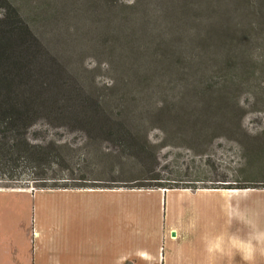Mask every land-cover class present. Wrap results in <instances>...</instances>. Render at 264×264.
<instances>
[{
	"label": "rangeland",
	"instance_id": "1",
	"mask_svg": "<svg viewBox=\"0 0 264 264\" xmlns=\"http://www.w3.org/2000/svg\"><path fill=\"white\" fill-rule=\"evenodd\" d=\"M53 11L51 21L39 18L42 13H29L34 15L28 22L38 43L18 33L4 37L3 41L13 49L7 54H2L4 45L0 43V86L7 88L0 95V103L7 101L32 110L29 118H23L30 122L25 136L50 156V163L34 162V157L29 156L21 158L17 166L10 162L18 181L0 182V264H35V232L41 220L38 221L34 199L24 190L36 191L43 185L45 189L53 185L94 188L102 186L103 180L130 186L134 179L144 185L157 181L165 191L227 190L224 187L229 185L264 190V43L256 46V61L250 64L254 91L247 90L248 82L242 83L245 92L240 94V102L245 114L241 127H232L230 132L218 130V135L209 140L199 124L189 127L188 123L195 119L181 120L184 125L171 120L165 130L157 123L154 127L143 123L145 127L130 137L132 142L123 141L116 133H105L109 125L115 130L118 123H125V118L118 113L107 117L101 109L112 82L120 87V78L108 68L110 58L105 54L104 39L97 38L101 32L97 26L77 30L72 21L64 24L61 18L65 16L54 8ZM9 14V8L0 0L2 26ZM45 178L43 183L41 179ZM184 196L196 199L199 195ZM220 197V228L229 230L240 226L236 218L229 219V214H244L241 202L260 196L223 192ZM168 209L167 206L163 227L173 228L178 237L193 234L201 227L192 216L184 220L171 218ZM250 213V229H264L258 208ZM167 217L170 220L166 221ZM52 229L51 223L45 227ZM183 241L184 238L177 243Z\"/></svg>",
	"mask_w": 264,
	"mask_h": 264
},
{
	"label": "trees",
	"instance_id": "2",
	"mask_svg": "<svg viewBox=\"0 0 264 264\" xmlns=\"http://www.w3.org/2000/svg\"><path fill=\"white\" fill-rule=\"evenodd\" d=\"M2 1L10 10L6 25L0 22L2 54L13 51L4 37L20 34L38 43L28 19L42 13L39 18L51 21L53 8L65 16L61 18L64 24L72 21L77 30L97 26L101 32L97 38L103 37L105 54L110 58L108 68L120 78V87L112 82L102 102L105 114L99 111L107 117L118 113L125 118L115 130L109 125L107 135L116 133L123 141L132 142V135L147 124L154 127L157 123L165 130L171 120L184 125L181 120L195 119L189 127L199 124L200 131L212 140L218 130L230 132L232 127H241L245 114L240 102L245 87L242 83L248 82L247 90L254 91L250 64H255L256 46L264 43V0ZM80 33L83 36L84 32ZM4 92L7 88L3 84L0 95ZM6 102L0 103V182L13 183L18 179L10 170V162L17 166L28 156L34 157V162H49L50 156L25 136L30 122L23 118L32 110ZM101 182L102 186L94 188H164L157 181L144 185L138 179L131 180L134 184L130 186H119L120 181L114 180ZM66 186L49 189L90 188Z\"/></svg>",
	"mask_w": 264,
	"mask_h": 264
},
{
	"label": "crops",
	"instance_id": "3",
	"mask_svg": "<svg viewBox=\"0 0 264 264\" xmlns=\"http://www.w3.org/2000/svg\"><path fill=\"white\" fill-rule=\"evenodd\" d=\"M223 192L260 196L241 202L244 214H229L239 228H220ZM24 194L34 199L41 220L35 264H264V229H250L255 208L264 223V190L47 188ZM167 206L171 218L192 216L201 227L180 237L165 229ZM49 223L53 229L45 230Z\"/></svg>",
	"mask_w": 264,
	"mask_h": 264
},
{
	"label": "water",
	"instance_id": "4",
	"mask_svg": "<svg viewBox=\"0 0 264 264\" xmlns=\"http://www.w3.org/2000/svg\"><path fill=\"white\" fill-rule=\"evenodd\" d=\"M172 236H174L175 235V233L174 232H172V234H171Z\"/></svg>",
	"mask_w": 264,
	"mask_h": 264
}]
</instances>
